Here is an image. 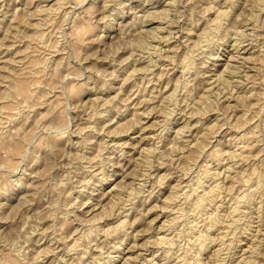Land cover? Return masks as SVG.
<instances>
[{
    "label": "rangeland",
    "instance_id": "374dc122",
    "mask_svg": "<svg viewBox=\"0 0 264 264\" xmlns=\"http://www.w3.org/2000/svg\"><path fill=\"white\" fill-rule=\"evenodd\" d=\"M212 1L203 0L194 8L193 15H190L191 0H0V69L6 67V63L8 65L14 61L13 59L25 58L17 65V68H23L24 64L25 66L28 64V70H31L17 77L27 86L26 95L21 96L17 93V89L15 90V86L11 87L12 84L16 85L14 83L16 79L6 82V86L1 79L9 74L7 70L0 73V84H2L0 85V105L2 106H0L2 108L0 120L3 121L0 124V264H106L110 255L109 252L118 245V241H122L125 237L123 234L114 236L107 232V228L122 219V215L117 211L120 209L119 206H122L121 200V205L117 203L118 207L116 206L115 211L112 208L113 205H116L114 202L118 198L115 190L117 184L119 187L123 186L126 191L122 201L127 202L125 210L127 209L131 213L129 219L132 222L128 226L129 236H127L122 248L126 247L127 250L130 246L131 250H128L130 252H123L113 264H123V259L129 254L135 259L136 256L139 257L130 264H160L162 262V264H173L178 262L177 256L182 254L184 250L190 251L192 249L186 255L188 262L185 261V264H194L196 258H200L201 264H243L252 256L258 261L254 264H259V261L264 264V245L259 248L260 250L258 249V254L251 249L258 244V239L253 235L243 236L242 242L238 239L249 220V213H254L253 215L257 216V211L259 212L261 197L258 194L254 196L255 201L248 203L245 207L242 221L238 222L239 226L236 230L238 234L235 235V239H232L233 236L223 237L221 233L218 235L216 232L210 233L214 241H212V245L206 252L202 253L201 257H199L200 254L194 252L198 248V234H206L208 231L206 230L208 220L202 222V218L206 220L210 214H205L206 211L202 208L203 206L198 207L196 201L197 197L203 194L201 193L203 188L197 191L193 190L194 182L202 167L206 165L202 170L208 167L212 171H224L223 177L226 176L225 174H230V177L241 175V173L251 174L256 168L255 170H260V173L263 172L260 175L258 185L259 188L262 186L264 190V75L256 68L260 64L258 59L262 58V53L259 52L264 50V40H262L264 36H261L264 35V19H262L264 17H261L256 23L258 24V34H261V37L257 36L260 40H257V37L252 36L253 24L251 21L243 22V19L250 17L248 15L251 13L250 4L252 1L242 0L241 4L234 10L237 15L235 14L232 17L233 20L231 18L224 24L226 28L223 27L221 33L219 32L213 37L214 41L211 47L202 49L200 48V38L203 30L208 23H213L217 15L216 9L215 12L214 9L205 11V8L209 7V3ZM215 1H217V5L223 8L227 4V0ZM40 8L47 10L50 8L51 11L46 15H37ZM168 8L169 10H167ZM83 15L88 16L89 19L86 18L88 20L86 23L93 27L91 31H86L84 28L86 23L83 24L82 19H79ZM158 16H164L166 19ZM237 17L239 20L236 19ZM241 18L242 20H240ZM38 19L41 21L45 19L39 29L31 25V23L40 22ZM143 20L144 22H142ZM14 26L15 28L12 30ZM160 26L166 28L159 32L160 37L151 36L149 31H156V28ZM181 26L182 29L179 28ZM229 26H242L243 28L247 26L244 30H247V36L250 35V37L246 36L245 40L243 39V45L247 44V50L241 49L242 51L236 53L240 55L239 58L233 61L230 57L235 49V46L232 47L235 42L233 32L229 33L230 35L225 40L223 39ZM191 27H193V32L188 36L187 31ZM79 28L80 32H78ZM15 32L17 37L14 38ZM135 33L137 36L134 35ZM78 35L80 38L77 37ZM162 36L163 40L160 39ZM75 37L78 38L79 43ZM198 43L200 46L197 45ZM198 47L200 49L195 52V48ZM26 48L28 50L30 48L33 52L24 50ZM156 50L160 53L158 54ZM162 54L163 56H161ZM191 55L195 59L196 68L194 70L196 71L192 69L190 74L184 73L182 61ZM213 55L216 57L215 60L212 58ZM248 56L252 57V61H244V58ZM227 62L228 64H226ZM244 62L246 65H243ZM58 64L61 65H59V71L55 67H58ZM229 64L231 66L235 64L236 71L239 68L238 74L236 73L238 77L235 76V78L242 82L241 88L235 87L234 82H230V85L224 82L225 78H227L226 82L231 79L229 77L231 75L223 71L225 65L227 67ZM54 71H56L55 74ZM159 74L162 77H159ZM123 78H125V82ZM200 81L203 82L202 85H199ZM108 82H111L109 87L104 85ZM253 83H255L254 86ZM259 85L261 86L259 87ZM5 86L6 88H4ZM121 86L122 88H120ZM173 87L176 89L174 90ZM205 87H212L207 96L209 99L205 98L209 104L206 100L201 102L202 99H200L202 98L200 95L205 93ZM73 88L81 89L82 95L77 96L72 91ZM250 89L258 94L255 92L257 95L241 96L247 95ZM3 90H5L4 93H2ZM173 90L179 94L176 93L173 99H166V95L172 93ZM11 97L12 101H6ZM145 98L146 100H143ZM239 101H241L240 105ZM206 104L208 107L211 105L207 114L193 113L196 110L194 105L204 108ZM11 108L14 109L13 112ZM17 109L18 112H16ZM58 109L62 112H59ZM103 110L104 114L100 115L99 112L102 113ZM53 112L59 115L62 113V116ZM188 112H191L190 115ZM9 114L11 117L13 114V120L6 118V115L9 116ZM46 114L52 116L47 117ZM52 117L54 119L65 117L66 119H60L63 120L61 124L60 121L58 122L59 119L55 120L58 123L56 124ZM48 118L49 121H47ZM51 118L52 122L56 124L55 126L52 122V125L50 124ZM35 121L37 125L34 123ZM22 124L25 126L23 127ZM47 124L51 128L46 127ZM186 124H189L188 130L186 129L181 137L178 135V138L177 130ZM191 124H194L195 127H192ZM235 125L239 126H237L238 129ZM64 126L68 128H63ZM84 126L86 127L84 128ZM253 127L256 128V131ZM206 128H209L211 132L213 129V134H210L211 140L209 137V140H204V145L202 142L203 147L201 148L203 149L199 148L201 150H198V153L201 151L202 155L196 152L195 155L192 154V157L189 155L187 160L188 153L183 152L182 145L195 143L202 130ZM250 129H253L256 134H254V139L258 138L259 142L256 143L248 162H243L242 168L236 169L237 172L235 170L232 173L226 170L227 167L224 164L218 165V161L211 159L209 153L217 149L218 144L224 147L234 137H239L247 130L251 131ZM26 131L32 133V135L28 133L30 139L26 138L27 141L26 136H23ZM14 135L18 138L19 143L15 141L17 138ZM21 136L24 139L21 140ZM141 139L142 141H140ZM126 141L127 144H125ZM14 142H17V145L19 144L21 147L20 152L15 149L17 145ZM240 144L242 146L244 143ZM152 147L154 148L152 149ZM146 148L152 149V154H149L151 156L147 158L149 160L144 157ZM259 150L262 151L259 152ZM97 171L99 172L97 173ZM255 173L257 174V171ZM185 181L186 183L187 181L190 182L186 185ZM220 182L226 183L225 187L228 184V180L225 178L224 181L222 178ZM128 193L132 194L131 200L127 198ZM173 193L178 194V197L170 204L168 198L173 196ZM229 196L225 195L227 206L231 204ZM87 200L90 201L87 202ZM134 202L135 204H133ZM225 203L223 199V204L221 203L223 209L224 206L227 207ZM82 204L84 205L82 206ZM262 205L264 207V202ZM112 209L115 213L109 214ZM198 213L203 215H197ZM99 217L98 221L93 220ZM198 218H200L201 223L195 224ZM255 221L252 224L253 234L259 231L263 232L264 226L260 225L257 218ZM92 226L95 230L92 229ZM76 227L79 231L74 229ZM91 230H94L93 236L89 234ZM162 235L166 236V240L169 239L170 243H167L168 240L161 244L156 242ZM218 236L220 239L221 237L224 238L225 245H222V241L219 242ZM75 242H77L76 245ZM217 249H220V252H217L216 259L214 253ZM166 255H170V257H166Z\"/></svg>",
    "mask_w": 264,
    "mask_h": 264
},
{
    "label": "bare ground",
    "instance_id": "6f19581e",
    "mask_svg": "<svg viewBox=\"0 0 264 264\" xmlns=\"http://www.w3.org/2000/svg\"><path fill=\"white\" fill-rule=\"evenodd\" d=\"M176 1V0H175ZM178 1V0H177ZM192 1V3L190 4V10H189V13H190V15H193V12H195L194 11V8H196V6H197V4H200V2H202L203 0H191ZM241 1L242 0H227L226 1V6H225V8H223V7H220L219 5H217V1H215V0H213L211 3H209V7H207V8H205V11L207 12V10H209V9H214V12H215V9H216V13H217V15H216V17H215V19L213 20V23H211V24H207L206 26H205V28H204V30H203V34H202V36H201V47L200 48H202V49H206V48H210L211 47V45H212V43H213V37L215 36V35H217L219 32L221 33V29L223 28V27H225L226 28V26L224 25L227 21H229L236 13H234V10H235V8L237 7V6H239L240 4H241ZM252 2H251V9H250V11H251V13H250V15H248V16H250L249 18H245V19H243V22L244 23H247L248 21H251V23L253 24V32H252V36L255 38V37H261V36H264L263 34L261 35L260 33L258 34V24H256L257 23V20H259L261 17H264V0H251ZM181 2V1H180ZM190 2V1H189ZM225 2V1H224ZM249 2V1H248ZM65 3V2H64ZM124 3V2H123ZM174 3V2H173ZM175 4H176V2H175ZM185 4V3H184ZM183 4V5H184ZM248 4V3H247ZM117 5V4H116ZM142 5V4H141ZM124 6V5H123ZM218 6V7H217ZM245 6V5H244ZM243 6V7H244ZM170 7V6H169ZM241 7V6H240ZM145 8V7H144ZM41 9V8H40ZM38 10V14L37 15H42V14H45L46 15V13L48 14V12H50L51 11V9L49 8L48 10L47 9H41V10ZM92 9V8H91ZM186 9V8H185ZM242 9V8H241ZM52 10H54V9H52ZM167 10H169V8L167 9ZM176 10V9H175ZM121 11V10H120ZM167 12H169V11H167ZM167 12H166V14H167ZM185 12V11H184ZM36 13H37V11H36ZM113 13V12H112ZM118 13V12H117ZM248 13H249V11H248ZM151 14V13H150ZM156 15H157V12L155 13ZM181 14V13H180ZM243 14V13H242ZM50 15V14H49ZM237 15V14H236ZM25 16V15H24ZM81 16V15H80ZM148 16V15H147ZM146 16V17H147ZM153 16V15H152ZM168 16V15H167ZM37 17V16H36ZM47 17H48V15H47ZM88 17V16H87ZM86 16H82V17H80L79 19H82V22H83V24H85L88 20L87 19H89V18H87ZM157 17V16H156ZM158 17H160V18H164V19H166L164 16H158ZM239 18H240V16H238ZM236 18L237 20H239V18ZM247 17V16H246ZM23 18V17H22ZM49 18V17H48ZM87 18V19H86ZM151 18V17H150ZM159 18V19H160ZM75 19H76V17H75ZM77 19H78V17H77ZM152 19H153V17H152ZM156 18L154 17V20H155ZM167 19H169V18H167ZM262 19H264V18H262ZM38 20H40V22L38 21V22H35V23H31V25L32 26H36V28L38 27V29L39 28H41V23H42V21L44 20L45 21V19H42V21H41V19H38ZM161 20V19H160ZM174 20V19H173ZM232 20H233V18H232ZM235 20V19H234ZM240 20H242V18L240 19ZM77 21V20H76ZM163 21V20H162ZM161 21V22H162ZM171 21V20H170ZM236 21V20H235ZM142 22H144V20L142 21ZM242 22V23H243ZM259 22V21H258ZM263 22H264V20H263ZM88 23H90V22H88ZM147 23H148V20H147ZM146 23V24H147ZM109 24V23H108ZM173 24V23H172ZM231 24V23H230ZM260 24V23H259ZM264 24V23H263ZM167 25V24H166ZM193 25V24H192ZM197 25V24H196ZM243 25V24H242ZM247 25V24H246ZM11 26H13V25H11ZM31 26V27H32ZM170 26H171V23H170ZM252 26V25H251ZM263 26V25H262ZM261 26V27H262ZM142 27V26H141ZM173 27V26H172ZM247 27V26H246ZM246 27H244V28H246ZM15 28V26L14 27H12V30ZM82 28V27H81ZM85 28V30L86 31H91L92 29H93V27L91 26V24L89 25V24H87L86 23V26L84 27ZM179 28H183L182 26L181 27H179ZM224 28V29H225ZM230 28H232L231 29V31H230ZM244 28L242 27V26H238V27H233V26H229V28L226 30V32H225V35H224V40L230 35L229 33H231V32H233V35L235 36V42H234V44H233V46L232 47H234L235 49L233 50V53H232V55H230V57H231V60L233 61V60H236V59H238L239 58V54H236V53H238V52H240V51H242L241 49H244L245 48V51L247 50V47H246V45L244 46L243 44V39L244 38H246V36H247V33H246V29L244 30ZM11 29V28H10ZM37 29V30H38ZM83 29V28H82ZM81 29V30H82ZM150 29H151V27H150ZM163 29H166V28H164V27H158V28H156V31H153V32H151V31H149V33H150V35L151 36H155V37H160V35H158L159 34V32H161ZM170 29V28H169ZM187 29V28H186ZM263 29V28H262ZM17 30V29H16ZM15 30V31H16ZM149 30V29H148ZM160 30V31H159ZM172 30V29H171ZM177 30V29H176ZM248 30H249V28H248ZM183 31V30H182ZM224 31V30H223ZM78 32H80V28H79V31ZM140 32V31H139ZM142 32V31H141ZM188 36L189 35H191L192 34V32H193V27H191V28H188ZM71 33H72V37L74 36L73 35V32L71 31ZM173 33V32H172ZM15 34H17L16 32L13 34V36H14V38H15ZM74 34H77V33H75L74 32ZM148 34V33H147ZM170 34V33H169ZM79 35H80V33H79ZM77 36L78 38H80V36ZM134 35H136V33L134 34ZM141 35V34H140ZM261 35V36H260ZM137 36V35H136ZM139 36V35H138ZM142 36V35H141ZM145 36V35H144ZM147 36V35H146ZM169 36V35H168ZM167 36V37H168ZM172 36V35H171ZM183 36V35H182ZM185 36V35H184ZM249 37H250V35H248ZM247 36V37H248ZM17 37V36H16ZM77 37H75V39H76V41H77ZM148 37V36H147ZM231 37V36H230ZM257 37V40L259 39ZM141 38V37H140ZM139 38V39H140ZM145 38V37H144ZM154 38V37H153ZM160 39H162L163 40V36L160 38ZM164 39H165V37H164ZM167 39V38H166ZM169 39H170V36H169ZM222 39V40H223ZM251 39V38H250ZM80 40V39H79ZM172 40V39H171ZM245 40V39H244ZM260 40V39H259ZM262 40H264V37L262 38ZM145 41H146V38H145ZM161 41V40H160ZM170 41V40H169ZM233 41V40H232ZM246 41H248V40H246ZM251 41V40H250ZM255 41H256V39H255ZM78 42V41H77ZM142 42H143V40H142ZM167 42V41H166ZM227 42V41H226ZM253 42V41H252ZM76 43V42H75ZM79 43V42H78ZM163 43V42H162ZM246 43V42H245ZM256 43V42H255ZM15 44V43H14ZM146 44H147V42H146ZM187 44V43H186ZM250 44H252V43H250ZM198 46H200L199 45V43L197 44ZM196 45V46H197ZM231 45H232V43H231ZM143 46H144V44H143ZM151 46H152V44H151ZM170 46V45H169ZM249 46V45H248ZM142 47V46H141ZM140 47V48H141ZM145 47H146V45H145ZM157 47V46H156ZM255 47V46H254ZM14 48V47H13ZM170 48V47H169ZM168 48V49H169ZM174 48V47H173ZM199 47L196 49L195 48V52H196V50H199L200 49ZM139 49V48H138ZM158 49V48H157ZM167 49V48H166ZM171 49V48H170ZM169 49V50H170ZM249 49V48H248ZM24 50H27V51H29L30 50V48H29V50L26 48V49H24ZM23 50V51H24ZM141 50V49H140ZM163 51H165L164 49H162ZM172 50V49H171ZM177 50V49H176ZM208 50V49H207ZM21 52H22V50H20ZM30 51H32V50H30ZM200 51H202V50H200ZM25 52V51H24ZM33 52V51H32ZM154 52V51H153ZM156 52H157V50H156ZM249 52V51H248ZM155 53V52H154ZM158 53V52H157ZM159 53H160V51H159ZM158 53V54H159ZM170 53V52H169ZM202 53V52H201ZM259 53H262L261 55V57L262 58H260V57H258V55H257V57L258 58H260V59H258V60H260V64H258L259 66L258 67H256L255 65V67L256 68H258L260 71H261V73H263V75H264V50H261ZM22 54V53H21ZM173 54V53H172ZM27 55V54H26ZM133 55V54H132ZM138 55V54H137ZM251 55V54H250ZM249 55V56H250ZM130 55H128V57H129ZM161 56H163V54L161 55ZM245 57L244 58V61L246 60V61H252V57ZM260 56V55H259ZM26 57V56H25ZM28 57V56H27ZM26 57V58H27ZM167 57H168V55H167ZM230 57H229V59H230ZM244 57V56H243ZM256 57V58H257ZM130 58V57H129ZM194 58V56H189V57H187L184 61H182V64H183V68H184V73H189L190 74V72L191 71H193L196 67H195V63H194V60L195 59H193ZM214 60L216 59V57L213 55V57H212ZM218 58V57H217ZM228 58V57H227ZM25 58H19V59H13L14 61H11L8 65H10V66H8L7 65V63H6V67H2L1 69H0V73H1V71H6L7 70V73L10 75H5V77L3 78V79H1L3 82H5V84H6V82H11L12 80H15V84L16 85H11V87L12 86H15L14 88H15V90L17 89V93L21 96V95H26V93H27V86H26V84H24V82L23 81H21L20 79H18L17 77L18 76H20L21 74H24V73H27L28 71H31V70H28V64H27V66H25V64H24V66H23V68H17V65H19L23 60H24ZM64 59V58H63ZM127 59V58H126ZM164 59V58H163ZM254 59V58H253ZM166 60V59H165ZM257 60V59H256ZM230 61V60H229ZM26 62V61H25ZM123 62V61H122ZM137 62V61H136ZM172 62V61H171ZM237 62V61H236ZM235 62V63H236ZM255 62V61H254ZM27 63V62H26ZM29 63H30V61H29ZM60 63V62H59ZM139 63V62H138ZM242 63V62H241ZM247 63V62H246ZM256 63V62H255ZM203 64V63H202ZM205 64V63H204ZM226 64H228V62L226 63ZM237 64V63H236ZM60 64H58V67L57 66H55L56 68H57V71H59V68H60V66H59ZM198 65V64H197ZM243 65H246L245 64V62H244V64ZM235 66V64L233 65V66H231L230 64H229V66H227L226 67V65H225V68L223 69V71L224 72H226L228 75H231V76H229L231 79H228L229 80V82H228V80H227V82L225 81L227 78H225V80H224V82L225 83H229V85H230V82H234L235 83V87H238V88H241L242 87V82L241 81H238V80H236V78H235V76H237V74H238V69L239 68H237V71H236V67H234ZM237 66H238V64H237ZM240 66V65H239ZM254 66H252V67H254ZM17 69H16V68ZM21 67V66H20ZM30 67V66H29ZM44 67V66H43ZM163 67V66H162ZM199 67V66H198ZM241 67V66H240ZM55 68V69H56ZM63 68V67H62ZM165 68V67H164ZM203 68V67H202ZM46 69V68H45ZM117 69V68H116ZM122 69V68H121ZM146 69V68H145ZM193 69V70H192ZM247 69H248V67H247ZM251 69V68H250ZM254 69V68H253ZM253 69H252V71H253ZM141 70H143V69H141ZM207 70V69H206ZM206 70H204L205 72H206ZM44 71V70H43ZM115 71V70H114ZM138 71H140L139 69H138ZM164 71V70H163ZM183 71V70H182ZM181 71V72H182ZM194 71H196V70H194ZM250 71V70H249ZM255 71V70H254ZM153 72V71H152ZM199 72V71H198ZM198 72H195V73H198ZM222 72V71H221ZM258 72V71H257ZM36 73V72H35ZM56 73V71H54V74ZM60 73V72H59ZM135 73V72H134ZM154 73V72H153ZM164 73V72H163ZM173 73V72H172ZM237 73V74H236ZM245 73V72H244ZM61 74V73H60ZM77 74V73H76ZM114 74V73H113ZM112 74V75H113ZM132 74V73H131ZM162 74V73H161ZM161 74H159L160 76L159 77H162V75ZM205 74V73H204ZM207 74V73H206ZM255 74V73H254ZM33 75H34V72H33ZM36 75V74H35ZM57 75V74H56ZM153 75V74H152ZM183 75V74H182ZM195 75V74H194ZM201 75V74H200ZM1 76H2V74H1ZM22 76V75H21ZM24 76V75H23ZM131 76V75H130ZM164 76V75H163ZM197 76V75H196ZM203 76V75H202ZM260 76V75H259ZM127 77V76H126ZM125 77V78H126ZM129 77V76H128ZM127 77V78H128ZM156 77H158V76H156ZM159 77H158V79H159ZM191 77V76H190ZM194 77V76H193ZM220 77H222V75L220 74ZM225 77H226V75H225ZM238 77V76H237ZM247 77H249V76H247ZM1 78V77H0ZM125 78H123L124 79V82H125ZM131 78V77H130ZM142 78V77H141ZM149 78V77H148ZM153 78V77H152ZM218 78V77H217ZM240 78V77H239ZM255 78V77H254ZM256 78H257V76H256ZM157 79V80H158ZM169 79V78H168ZM194 79V78H193ZM221 79V78H220ZM238 79V78H237ZM136 80V79H135ZM161 80H162V78H161ZM182 80V79H181ZM185 80V79H184ZM205 80V79H204ZM252 80V79H251ZM61 81H62V79H61ZM141 81V80H140ZM150 81V80H149ZM220 81V80H219ZM244 81V80H243ZM249 81H250V78H249ZM223 82V81H222ZM254 82L256 83V80L254 79ZM262 82V81H261ZM1 83V82H0ZM61 83V82H60ZM59 83V84H60ZM178 83H180V82H178ZM190 83V82H189ZM202 81H200V84L199 85H202ZM252 83V82H251ZM255 83H253V86H254V84ZM110 84H111V82H108V83H106V84H104L105 86L107 85V87H109L110 86ZM124 84V83H123ZM0 85H2V84H0ZM29 85V84H28ZM138 85V84H137ZM142 85V84H141ZM175 85V84H174ZM188 85V84H187ZM214 85V84H213ZM229 85H228V87H229ZM6 86H7V84H6ZM6 86L4 87V88H6ZM76 86H78V85H76ZM123 86V85H122ZM122 86L120 87V88H122ZM169 86V85H168ZM179 86V85H178ZM197 86V85H196ZM248 86V85H247ZM252 86V87H253ZM261 85H259V87H260ZM58 87H60L59 85H58ZM58 87H56V88H58ZM7 88H9V87H7ZM70 88V87H69ZM80 88H82V87H80ZM204 88V87H203ZM211 88L212 87H210V88H206L205 87V93H203V94H201L200 96L202 97V98H200V99H202V101L201 102H205V100L206 99H209L207 96H208V94L211 92L210 90H211ZM233 88V87H232ZM55 89V88H54ZM84 89V88H83ZM133 89V88H132ZM166 89V88H165ZM173 89H174V87H173ZM176 89V88H175ZM174 89V90H175ZM186 89V88H185ZM218 89V88H217ZM255 89V88H254ZM138 90V89H137ZM145 90V89H144ZM156 90V89H155ZM174 90H173V92L172 93H169L168 95H166V99H173L174 97L173 96H175L176 95V93L174 92ZM234 90V89H233ZM241 90V89H240ZM256 90V89H255ZM4 91L5 90H3L2 91V93H4ZM8 91V90H7ZM73 92H75V94L77 95V96H81L82 95V90L81 89H78V88H73V90H72ZM120 91V90H119ZM131 91V90H130ZM143 91V90H142ZM151 91V90H150ZM226 91V90H225ZM231 92H233L232 90H230ZM258 91V90H257ZM72 92V93H73ZM124 92V91H123ZM122 92V93H123ZM227 92V91H226ZM230 92V93H231ZM256 92V91H255ZM254 91H253V89H250L249 91H248V93H247V95H241V96H253V95H257L256 93H255ZM259 93H260V91H258ZM16 93V94H17ZM29 93V92H28ZM139 93V92H138ZM153 93V92H152ZM230 93H229V95H230ZM12 94H15V93H13L12 92ZM12 94H10V96H12ZM135 94V93H134ZM177 94H179V93H177ZM219 94V93H218ZM232 94V93H231ZM238 94V93H237ZM249 94V95H248ZM129 95V94H128ZM154 96H155V94H153ZM228 95V96H229ZM0 96H1V93H0ZM14 96V95H13ZM56 96V95H55ZM153 96V97H154ZM158 96V95H157ZM199 96V97H200ZM210 96V95H209ZM219 96V95H218ZM225 96V95H224ZM227 96V97H228ZM234 96V95H233ZM5 97H6V95H5ZM60 97V96H59ZM117 97V96H116ZM163 97V98H164ZM257 97V96H256ZM109 98V97H108ZM114 98H115V96H114ZM143 98V97H142ZM206 98V99H205ZM234 98V97H233ZM240 98V97H239ZM249 98V97H248ZM59 99V98H58ZM99 99V98H98ZM102 99V98H101ZM110 99V98H109ZM123 99V98H122ZM150 99V98H149ZM195 99V98H194ZM199 99V98H198ZM199 99V100H200ZM213 99H215V98H213ZM9 101V100H11L12 101V97L10 98V99H6V101ZM14 101H16L15 99H13ZM95 100V99H94ZM117 100V99H116ZM119 100V99H118ZM131 100V99H130ZM143 100H146V98L145 99H143ZM162 100V99H161ZM236 100V99H235ZM241 100L243 101V99L241 98ZM10 101V102H11ZM96 101H97V98H96ZM123 101V100H122ZM153 101V100H152ZM163 101H165L164 99H163ZM216 101V100H215ZM106 102H108V101H106ZM126 102V101H125ZM129 102V101H128ZM149 102V101H148ZM176 102V101H175ZM174 102V103H175ZM194 102H195V100H194ZM206 102L208 103V100H206ZM240 102L241 101H239L238 103H239V105H240ZM7 103V102H6ZM60 103V102H59ZM135 103V102H134ZM143 103V102H142ZM146 103V102H145ZM162 103V102H161ZM218 103V102H217ZM216 103V104H217ZM263 103V102H262ZM53 104V103H52ZM52 104H51V107H52ZM57 104H58V102H57ZM128 104H130V103H128ZM167 104V103H166ZM165 104V105H166ZM171 104V103H170ZM199 104V103H198ZM203 104V103H202ZM205 104V103H204ZM209 104V103H208ZM208 104H206V106L204 107V108H202V107H195V105H194V108H196V110L193 112V113H206L207 114V110H209V108H210V106L208 107L207 105ZM211 104H213L212 102H211ZM61 105V104H60ZM105 105V104H104ZM139 105V104H138ZM213 105H215V104H213ZM232 105V104H231ZM230 105V106H231ZM236 105H237V103H236ZM251 105V104H250ZM1 106V105H0ZM11 106V105H10ZM55 106V105H54ZM83 106H84V104H83ZM117 106V105H116ZM137 106V105H136ZM152 106V105H151ZM154 106V105H153ZM163 106V105H162ZM225 106H228V105H225ZM254 106H255V104H254ZM2 107V106H1ZM0 107V111L2 110V108ZM101 107V106H100ZM147 107V106H146ZM156 107V106H155ZM158 107H159V105H158ZM180 107V106H179ZM190 107V106H189ZM218 107V106H217ZM237 107V106H236ZM55 108V107H54ZM83 108V107H82ZM152 107H150V109H151ZM162 108V107H161ZM187 108H188V106H187ZM205 108H208V109H205ZM240 108V107H239ZM62 109V108H61ZM109 109V108H108ZM120 109V108H119ZM148 109H149V106H148ZM163 109V108H162ZM165 109V108H164ZM211 109V108H210ZM11 110H12V112L14 111V109H12L11 108ZM63 110V109H62ZM85 110H86V108H85ZM95 110V109H94ZM104 110H106V109H104ZM104 110H103V112L102 113H100L99 112V114L101 115V114H104ZM152 110V109H151ZM166 110V109H165ZM178 110H180V109H178ZM194 110V109H193ZM7 111V110H6ZM58 111H59V109H58ZM57 111V113H59V112H62V111H59L58 112ZM111 111V110H110ZM147 111V110H146ZM163 111V110H162ZM249 111V110H248ZM5 112V111H4ZM16 112H18V109H17V111ZM136 112V111H135ZM151 112V111H150ZM164 112V111H163ZM169 112H171V111H169ZM182 112H184V111H182ZM227 112V111H226ZM235 112V111H234ZM54 113V112H53ZM56 113V112H55ZM54 113V114H55ZM56 113V115H58V116H60L59 114H57ZM98 113V112H97ZM105 113H106V111H105ZM119 113H120V111H119ZM191 113V112H190ZM190 113L188 112V114L190 115ZM225 113V112H224ZM233 113V112H232ZM245 113V112H244ZM17 114V113H16ZM64 114V116H65V113H63ZM122 114V113H121ZM135 114V113H134ZM133 114V115H134ZM163 114V113H162ZM165 114V113H164ZM168 115H169V113H167ZM171 114H172V112H171ZM174 114V113H173ZM180 114V113H179ZM1 115V114H0ZM47 115V114H46ZM138 115V114H137ZM147 115V114H146ZM184 115H185V113H184ZM245 115V114H244ZM2 116V115H1ZM7 117V119H12L13 120V114H12V117H11V115L9 114V116L8 115H6ZM17 116H18V114H17ZM16 116V117H17ZM44 116H45V114H44ZM48 116H52V115H47V117ZM62 116V115H61ZM89 116V115H88ZM97 116H99V115H97ZM192 116H195V115H192ZM201 116V115H200ZM55 117V116H54ZM66 117V116H65ZM65 117H62V118H65ZM96 117V116H95ZM102 117V116H101ZM100 117V118H101ZM103 117H104V115H103ZM168 117V116H167ZM207 117V116H206ZM237 117V116H236ZM1 118V117H0ZM53 118V117H52ZM52 118H51V121H50V124L52 125V123L55 121V120H58L59 119V117L57 118V119H54L53 120V122H52ZM56 118V117H55ZM62 118H60V119H62ZM89 118V117H88ZM98 118V117H97ZM190 118V117H189ZM241 118V117H240ZM2 119H3V117H2ZM4 119H5V117H4ZM6 119V120H7ZM15 119V118H14ZM58 120V122L61 124L62 122L61 121H63V120ZM66 119V118H65ZM93 119V118H92ZM94 119H96V118H94ZM165 119H166V116H165ZM173 119V118H172ZM182 119V118H181ZM235 119V118H234ZM239 119V118H238ZM26 120V119H25ZM89 120V119H88ZM136 121L138 120L137 118L135 119ZM160 120V119H159ZM169 120V119H168ZM214 120V119H213ZM223 120V119H222ZM236 120V119H235ZM260 120V119H259ZM2 120H0V124L3 122H1ZM37 121V120H36ZM34 122L36 125H37V122ZM47 121H49V118H48V120ZM65 121V120H64ZM135 121V122H136ZM158 121V120H157ZM198 121V120H197ZM237 121V120H236ZM235 121V122H236ZM5 122V121H4ZM52 122V123H51ZM159 122V121H158ZM234 122V123H235ZM239 122H240V120H239ZM258 122V121H257ZM55 123L56 124H58L57 123V121H55ZM140 123V122H139ZM186 123V122H185ZM242 123V122H241ZM248 123V122H247ZM56 124H54L53 123V126H55ZM68 124V123H67ZM167 124H168V121H167ZM214 124H216V123H214ZM231 124V123H230ZM235 124H237V123H235ZM243 124V123H242ZM48 126H46V127H48V128H51V127H49V124H47ZM50 125V126H51ZM137 125V124H136ZM192 125V124H191ZM234 125V124H233ZM239 125V124H238ZM235 125L236 126V128L238 129V127L239 126H241V125ZM258 125V124H257ZM256 125V126H257ZM22 126H23V124H22ZM25 126V125H24ZM23 126V127H24ZM87 126V125H86ZM86 126H84V128L86 127ZM169 126V125H168ZM171 126V125H170ZM194 126V124L192 125V127ZM209 126V125H208ZM210 126H212V125H210ZM216 126H218V125H216ZM225 126V125H224ZM238 126V127H237ZM243 126V125H242ZM23 127H21V128H23ZM65 127H67V126H64L63 128H65ZM188 127H189V124H186V125H184L183 127L181 126V128H179L178 130H177V137H178V135L181 137L182 136V134H184V132H185V130L187 129L188 130ZM191 127V126H190ZM195 127V126H194ZM222 127V126H221ZM234 127V126H233ZM68 128V127H67ZM129 128H132V127H129ZM205 128V127H204ZM214 128V127H213ZM216 128V127H215ZM254 128V127H253ZM20 129V128H19ZM83 129V128H82ZM81 129V130H82ZM97 129V128H96ZM162 129V128H161ZM236 129V130H237ZM21 130V129H20ZM27 130V129H26ZM31 130H32V128H31ZM30 130V131H31ZM50 130H52V129H50ZM84 130H86V129H84ZM101 130H103L102 128H101ZM113 130V129H112ZM129 130V129H128ZM144 130V129H143ZM191 130V129H190ZM217 130V129H216ZM221 130V129H220ZM251 131H248L247 130V132H245L244 134H242L241 136H239V137H234L233 138V136H232V140H230V142L225 146L224 145V147L223 146H221L220 144H218L217 146H218V148L217 149H214V150H212V151H210L211 153H209V155L212 157H210L213 161H218L219 163H218V165H220V164H224L226 167H227V169L226 170H228V171H231L232 173H233V171H235L236 169H238V168H242V166H243V162H245V161H247L248 162V160L250 159V157H251V155H252V153H253V149H255V147H256V143L257 142H259L257 139L258 138H255L254 139V137H255V132L254 131H256V128H254V131H253V129H250ZM18 131V130H17ZM30 131L29 132H27L26 131V133H27V135H26V133L23 135L24 137H25V139L26 138H28V139H30L29 137H30V135L28 134V133H30ZM122 131V130H121ZM124 131V130H123ZM49 132V131H48ZM187 132V131H186ZM191 132V131H190ZM212 132H213V129H212ZM211 132V130H209V128H206L205 130H202V132H201V135H200V137L198 136V140L195 142V143H193V144H185V145H182L183 147L181 148L182 150H183V152H187L188 154H187V156L188 157H186L187 158V160L189 159V155H191V157H192V154L193 155H195L194 153H198V150H201V149H203V148H201V147H203V145H204V140L206 139H208L209 137H210V134L212 135L213 133ZM260 132H261V130H260ZM21 133V132H20ZM19 133V134H20ZM23 133H24V131H23ZM84 133V132H83ZM117 133H118V131H117ZM234 133V132H233ZM257 133V132H256ZM31 135H32V133H30ZM119 134V133H118ZM224 134H225V132H224ZM255 134V135H254ZM16 135V134H15ZM14 135V136H15ZM154 135V134H153ZM175 135V134H174ZM195 135V134H194ZM261 135H262V133H261ZM13 136V137H14ZM28 136V137H27ZM89 136V135H88ZM87 136V137H88ZM102 136H104V135H102ZM116 136V135H115ZM10 137V136H9ZM12 137V138H13ZM16 137V136H15ZM19 137H20V135H19ZM155 137V136H154ZM175 137V136H174ZM17 138V137H16ZM15 138V139H16ZM22 136H21V140H22ZM168 138V137H167ZM179 138V137H178ZM10 139V138H9ZM24 139V138H23ZM142 139H145V137L143 138L142 137ZM142 139L140 140V141H142ZM250 139H253V140H250ZM12 140V139H11ZM81 140V139H80ZM79 140V141H80ZM153 140V139H152ZM151 140V141H152ZM160 140V139H159ZM158 140V141H159ZM175 140V139H174ZM209 140V139H208ZM210 140H211V137H210ZM260 140V139H259ZM15 141H17L18 142V138H17V140H15ZM26 141H27V139H26ZM87 141V140H86ZM88 141H90V140H88ZM87 141V142H88ZM162 141V140H161ZM165 141V140H164ZM168 141V140H167ZM178 141V140H177ZM17 142H14L16 145H17ZM21 143H22V141H20ZM24 142V141H23ZM83 142H84V140H83ZM91 142V141H90ZM92 142H93V139H92ZM102 142V141H101ZM139 142V141H138ZM170 142V141H169ZM202 142H203V145H201L202 144ZM206 142V141H205ZM209 142V141H208ZM19 143V142H18ZM79 143V142H78ZM114 143H116V142H114ZM124 143V142H123ZM128 142L126 141V143L125 144H127ZM137 143V142H136ZM171 143V142H170ZM240 143H244L242 146H241V144ZM23 144V143H22ZM103 144V143H102ZM131 144V143H130ZM139 144V143H138ZM184 144V143H183ZM206 144H208V143H206ZM80 145V144H79ZM94 145V144H93ZM104 145H106V144H104ZM14 146V145H13ZM98 146V145H97ZM109 146V145H108ZM133 146V145H132ZM134 146H135V144H134ZM133 146V147H134ZM174 146V145H173ZM172 146V147H173ZM216 146V147H217ZM236 146V148L234 149V147ZM80 147V146H79ZM87 147V146H86ZM101 147V146H100ZM175 147V146H174ZM84 148V147H83ZM106 148V147H105ZM120 148V147H119ZM141 148V147H140ZM143 148V147H142ZM145 148V147H144ZM154 147H152V149H153ZM199 148H201V149H199ZM204 148H205V146H204ZM261 148V147H260ZM15 149H17V151L18 152H20V150H21V147L19 146V144L15 147ZM108 149V148H107ZM137 149V148H136ZM152 149H147L146 148V152H145V155H144V157L147 159L148 157H150L151 155H149V154H152L151 153V151H152ZM111 150V149H110ZM142 150H145V149H142ZM141 150V151H142ZM176 150V149H175ZM240 150V151H239ZM262 151V150H261ZM260 150H259V152H261ZM22 152V151H21ZM121 152V151H120ZM201 152V151H200ZM199 152V153H200ZM203 152V151H202ZM255 152V151H254ZM69 153H71V152H69ZM99 153H101V152H99ZM198 153V154H199ZM20 154V153H19ZM102 154V153H101ZM140 154H141V152H140ZM144 154V153H143ZM154 154V153H153ZM158 154V153H157ZM201 154V153H200ZM258 154V153H257ZM112 155H114V154H112ZM124 155V154H123ZM160 155V154H159ZM179 155V154H178ZM202 155V154H201ZM81 156H82V153H81ZM96 156V155H95ZM94 156V157H95ZM143 156V155H142ZM158 156V155H157ZM257 156V155H256ZM87 157V156H86ZM98 157V156H97ZM141 157V156H140ZM178 157H180V156H178ZM91 158V157H90ZM96 158V157H95ZM99 158V157H98ZM162 158H163V156H162ZM252 158H253V156H252ZM260 158V157H259ZM38 159H39V157H38ZM80 159V158H79ZM82 159V158H81ZM135 159V158H134ZM143 159V158H142ZM151 159V158H150ZM161 159V158H160ZM86 160H87V158H86ZM111 160V159H110ZM114 160V159H113ZM133 160V159H132ZM147 160H149V159H147ZM146 160V161H147ZM177 160V159H176ZM185 160V159H184ZM38 161V160H37ZM91 161H92V159H91ZM145 161V160H144ZM205 161V160H204ZM261 161V160H260ZM105 162V161H104ZM129 162H131V161H129ZM148 162V161H147ZM102 163V162H101ZM136 163V162H135ZM163 163V162H162ZM197 163V162H196ZM261 163H262V161H261ZM84 165V164H83ZM196 165V164H195ZM206 166V165H205ZM204 166V167H205ZM257 166V165H256ZM261 166H262V164H261ZM264 166V165H263ZM158 167V166H157ZM204 167H202V168H204ZM218 167V166H217ZM254 167V166H253ZM122 168V167H121ZM126 168V167H125ZM133 168V167H132ZM193 168V167H192ZM202 168H201V170L199 171V174H198V176H197V179L195 180V182H194V188H193V190L194 191H197L198 189H200V188H203V192L201 191V193H203L202 195H199L198 197H197V199H196V201H197V204L199 205L198 207H202L203 209H205V211H206V213L205 214H208V213H210L209 215H208V217L209 218H207L206 220L204 219L203 220V218H202V222H205V221H207V226H206V230H208L207 231V233L206 234H203V233H201V234H198V237L195 235V237H197V242H198V248H196V251H194V252H197V254H200V256L199 257H201V255H202V253L203 252H206V250L210 247V245H212L211 243H212V241H213V239L211 238V236H210V233H217V235H218V233H221L222 235H223V237H225V236H233V238L232 239H235L234 237H235V235L236 234H238V233H236L237 231V229H238V222H240V221H242L241 220V218H242V214L244 213V209H245V207L247 206V204L249 203H253L254 201H255V195L257 196V194L259 195V197H261V201H260V205H261V207H260V209H259V212L257 211V216L256 215H253V214H250L249 213V220L247 221V223L245 224V226H244V228L242 229V231H241V233H240V235H239V240H241V242H242V240L244 239L243 238V236H245V237H249L250 235H253L256 239H258V244H256V245H254L255 246V248H251V249H253V252H256L257 254H258V252H259V248H261L263 245H264V231L262 232V231H259V232H257V233H255V234H253L254 232H253V225L252 224H254V222H256L255 220H256V218L259 220L258 222H260V225L261 226H264V207H263V202H264V200H263V196H264V190L262 189V186H261V188H259V179H260V175H261V173H263V172H261L260 173V170H255V169H253V173H251V174H245L244 172L245 171H242L244 174H242L241 173V175L239 174L238 176H231L230 177V174L229 175H227V174H225L226 176L225 177H223L222 176V174H223V172H220V171H218V170H216V171H212V169H210V168H208V167H206L205 169H203L202 170ZM123 169V168H122ZM191 169V168H190ZM245 169V168H244ZM247 169V168H246ZM261 169V168H260ZM264 170V169H263ZM88 171V170H87ZM91 171V170H90ZM103 171V170H102ZM257 171V174L255 173V172ZM99 171H97V173H98ZM236 172H237V170H236ZM249 172V171H248ZM250 172H252V171H250ZM225 173V172H224ZM95 174V173H94ZM197 174V173H196ZM254 174H255V176H254ZM150 175V174H149ZM65 176V175H64ZM148 176V175H147ZM99 177V176H98ZM101 177V176H100ZM134 177V176H133ZM135 177H136V175H135ZM140 177V176H139ZM138 177V178H139ZM90 178V177H89ZM103 178V177H102ZM195 178V177H194ZM223 178V181H224V178H225V180L227 179L228 180V184L226 185V187H225V184L226 183H224V182H220V180ZM257 178V179H256ZM140 179V178H139ZM138 179V180H139ZM96 180V179H95ZM97 180H98V178H97ZM124 180V179H123ZM142 180V179H141ZM161 180V179H160ZM187 180V179H186ZM189 180V179H188ZM79 181V180H78ZM94 181V180H93ZM102 181V180H101ZM120 181V180H119ZM122 181V180H121ZM192 181V180H191ZM19 182V181H18ZM106 182V181H105ZM124 182V181H123ZM122 182V183H123ZM188 182H190V181H187V183ZM226 182V181H225ZM94 183V182H93ZM132 183V182H131ZM134 183V182H133ZM184 183H186V181L184 182ZM187 183H186V185H187ZM193 183V182H192ZM145 184V183H144ZM179 184V183H178ZM189 184V183H188ZM191 184V183H190ZM224 186H223V185ZM116 185V184H115ZM121 185V184H120ZM126 185V184H125ZM175 185V184H174ZM180 185V184H179ZM260 185H262L261 183H260ZM137 186V185H136ZM178 186V185H177ZM192 186V185H191ZM113 187V186H112ZM176 187V186H175ZM188 187H190V186H188ZM146 188V187H145ZM153 188V187H152ZM264 188V187H263ZM111 189V188H110ZM132 189V188H131ZM151 189V188H150ZM188 189V188H187ZM223 189H225V190H223ZM115 190H116V194H117V196L116 197H118L117 198V201H115L114 202V204H116V205H113V209H114V211H115V208H116V206L118 207V205H117V203H119L120 205H121V203H120V200H121V202H122V206H119L120 207V209L119 210H117L118 211V213L120 214V215H122V219L121 220H119V222L118 223H116L115 225H112V226H110L109 228H107V232H108V234L110 233H112V235H114V236H118V235H120V234H123V235H125V237H124V241L122 240V241H118L117 242V246H115L114 248H113V250L111 251V252H109V257H108V261L106 262V264H113V263H115L119 258H120V256H121V254L123 253V252H130V251H128V250H131V248H130V246L127 248V250L125 249V248H122V245L124 244V242H125V240H126V238H127V236H129L128 235V226L130 225V224H132V222H130V219H129V217H130V214L131 213H129L128 212V210L126 209L125 210V205H127V202L126 203H124V201H122V198H123V195H124V193H126V191L123 189V186H121V187H119V184H117V186L115 187ZM128 190V189H127ZM109 191H111V190H109ZM109 191H107V192H109ZM185 191V190H184ZM259 192V193H258ZM151 193V192H150ZM198 193V192H197ZM115 194V193H114ZM134 194V193H133ZM139 194V193H138ZM174 194V193H173ZM193 194V193H192ZM83 195V194H82ZM101 195V194H100ZM99 195V196H100ZM103 195H104V193H103ZM131 193H128V197L127 198H129V200H131L132 198H131ZM225 195H230L229 197V200L231 201V204H229L228 206L226 205V203H225ZM114 196V195H113ZM188 196V195H187ZM196 196V195H195ZM108 197H109V195H108ZM133 197V196H132ZM173 197V198H172ZM177 197H178V194H174L173 196H171V197H169L168 198V201L170 202V204L172 203L171 201H173V200H175V199H177ZM191 197H192V195H191ZM97 198V197H96ZM113 199H114V197H113ZM112 199V200H113ZM126 199V198H125ZM133 199H134V197H133ZM193 199V198H192ZM223 199H224V203H225V205L227 206V207H225L224 206V209L221 207V203L223 204ZM227 199V198H226ZM78 200V199H77ZM127 200V199H126ZM191 200V199H190ZM194 200V199H193ZM88 201H90V200H87V202ZM100 201V200H99ZM189 201V200H188ZM174 202V201H173ZM195 202V201H194ZM92 203V202H91ZM112 203V202H111ZM190 203H192V202H190ZM86 204V203H85ZM133 204H135V202L133 203ZM143 204V203H142ZM194 204H196V202L194 203ZM193 204V205H194ZM84 204H82V206H83ZM98 206V205H97ZM103 206H104V204H103ZM94 207V206H93ZM106 207V206H105ZM128 207V206H127ZM197 207V208H198ZM207 207V208H206ZM258 207V206H257ZM258 207V208H259ZM133 207L131 206V209H132ZM172 208V207H171ZM197 208H196V210H197ZM95 209V208H94ZM102 209V208H101ZM113 209L111 210L112 212L110 213L109 212V214H112V213H115V212H113ZM117 209V208H116ZM200 209V208H199ZM202 209V210H203ZM247 209V208H246ZM130 210V209H129ZM208 210H210V211H208ZM102 211V210H101ZM172 211V210H171ZM247 211V210H246ZM255 211V212H256ZM173 212V211H172ZM249 212V211H248ZM201 213H203V212H201ZM203 213V214H204ZM203 214H197V215H203ZM245 214H246V212H245ZM248 214V213H247ZM114 215H116V214H114ZM196 215V214H195ZM104 216V215H103ZM103 216H101V217H103ZM206 216V215H205ZM254 216H256V217H254ZM78 217V216H77ZM117 217H118V215H117ZM115 218V217H114ZM139 218V217H138ZM138 218H136V220H138ZM92 219V218H91ZM99 220L100 219V217L99 218H95V219H93V220ZM140 219V218H139ZM245 219H246V216H245ZM248 219V218H247ZM97 220V221H98ZM141 220V219H140ZM86 220H84V222H85ZM193 221V220H192ZM137 222V221H136ZM257 222V223H258ZM86 223V222H85ZM84 223V224H85ZM104 223H105V221H104ZM135 223V222H134ZM197 223H201V220H200V218H198L197 219V222L195 223V224H197ZM164 224V223H163ZM169 224V223H168ZM240 224V223H239ZM244 224V223H243ZM194 225V224H193ZM205 225V224H204ZM258 225V224H257ZM109 226V225H108ZM167 226V225H166ZM241 226H242V224H241ZM90 227V226H89ZM88 227V228H89ZM169 227V226H168ZM198 227V226H197ZM260 227V226H259ZM164 228V227H163ZM240 228V227H239ZM74 229H76V230H78L77 229V227L76 228H74ZM83 229V228H82ZM92 229H94L93 228V226H92ZM193 229V228H192ZM260 230H262L261 228H259ZM95 230V229H94ZM94 230L92 231L91 230V233L89 232V234H92V232H94ZM130 230V229H129ZM162 230V229H161ZM257 230V229H256ZM264 230V229H263ZM79 231V230H78ZM103 231V230H102ZM105 231V230H104ZM200 231V230H199ZM82 233H83V231H81ZM87 232V231H86ZM97 232V231H96ZM107 232H104V233H106L107 234ZM201 232V231H200ZM199 232V233H200ZM202 232H203V230H202ZM73 233V232H72ZM102 233V232H101ZM198 233V232H197ZM246 233H248V234H246ZM87 234V233H86ZM95 234V233H94ZM233 234V235H232ZM246 234V235H245ZM78 235V234H77ZM83 235V234H82ZM193 235V236H194ZM216 235V234H215ZM221 235V236H222ZM66 236V235H65ZM71 236V235H70ZM92 236H93V234H92ZM100 236V235H99ZM135 236V235H134ZM241 236H242V238H241ZM73 237V236H72ZM191 237V236H190ZM214 237H216V236H214ZM223 237H221V239H220V237L218 236V239H219V242L220 241H222V245H225L226 243H225V241H224V238ZM70 238V237H69ZM74 238V237H73ZM85 238V237H84ZM87 238V237H86ZM251 238V237H250ZM81 239V238H80ZM88 239V238H87ZM97 239V238H96ZM135 239H136V237H135ZM193 239H195V238H193ZM212 239V240H211ZM246 239V238H245ZM252 239V238H251ZM254 239V238H253ZM73 240V239H72ZM84 240V239H83ZM114 240V239H113ZM117 240V239H116ZM121 240V239H120ZM154 240V239H153ZM157 240V239H156ZM155 240V241H156ZM168 240V242L167 243H170V240L169 239H167ZM166 236H159V239L156 241V242H160V244L161 243H165L166 241ZM190 240V239H189ZM215 240H216V238H215ZM255 240V239H254ZM60 241V240H59ZM77 241V240H76ZM154 241V242H155ZM191 241V240H190ZM217 241V240H216ZM251 241V240H250ZM253 241V240H252ZM214 242V241H213ZM237 242V241H236ZM256 242H257V240H256ZM65 243V242H64ZM74 243V242H73ZM76 243L77 242H75V245H76ZM194 243V242H193ZM221 243V242H220ZM232 243V242H231ZM230 243V245H233V244H231ZM234 243V242H233ZM249 243V242H248ZM62 244V243H61ZM80 244H81V242H80ZM146 244V243H145ZM154 244V243H153ZM72 245V244H71ZM79 245V244H78ZM114 245H116V244H114ZM134 245H135V243H134ZM133 244H132V246H134ZM147 245H149V244H147ZM152 245V244H151ZM221 245V246H222ZM243 245V244H242ZM68 246V245H67ZM137 246V245H136ZM250 246V245H249ZM251 246H252V242H251ZM253 246V247H254ZM56 247V246H55ZM62 247V246H61ZM197 247V246H196ZM69 249H70V247H68ZM76 248V247H75ZM228 248V247H227ZM72 249V248H71ZM134 249H135V247H134ZM244 249V248H243ZM259 249V250H258ZM49 250V249H48ZM52 250V249H51ZM50 250V251H51ZM133 250V249H132ZM193 250V249H192ZM192 250H190V251H192ZM226 250H228V249H226ZM234 250V249H233ZM245 250H247V249H245ZM244 250V251H245ZM45 251H47L46 249H45ZM56 251V250H55ZM179 251V250H178ZM190 251H188V250H184L183 252H182V254H179L177 257L179 258L178 259V262L177 263H173V264H185V261H187V257L188 256H186V255H188V252H190ZM215 251V250H214ZM217 252H220V249L218 250H216L215 251V258H216V255L218 254ZM231 252V251H230ZM256 253H254V254H256ZM264 253V252H263ZM42 254V253H41ZM53 254V253H52ZM154 254V253H153ZM168 254V253H167ZM177 254H178V252H177ZM195 254V253H194ZM197 254H195V256H197ZM213 254V255H214ZM233 254V253H232ZM156 255V254H155ZM227 255V254H226ZM233 255H235V254H233ZM253 255V254H252ZM136 256V255H135ZM219 256V255H218ZM228 256V255H227ZM257 256H259V255H257ZM59 257V256H58ZM137 258H139L138 256H136ZM141 257V256H140ZM159 257V256H158ZM166 257H170V255H166ZM176 257V256H175ZM176 257V258H177ZM198 257V256H197ZM209 257H210V255H209ZM124 258V257H123ZM136 258V259H137ZM145 258V257H144ZM214 258V257H213ZM212 258V259H213ZM231 258V257H230ZM5 259V258H4ZM135 258H134V256L132 257V255L131 254H129L127 257H125L124 259H123V264H130L132 261H134V260H136ZM148 259V258H147ZM166 259V258H165ZM198 259V260H197ZM217 259V258H216ZM227 259V258H226ZM64 260V259H63ZM169 260V259H168ZM195 260V259H194ZM208 260V259H207ZM228 260V259H227ZM59 261H60V259H59ZM167 261V260H166ZM199 261H200V264H201V260H200V258H196V261H195V263L194 264H199ZM226 261V260H225ZM242 261V260H241ZM245 261V260H244ZM188 262V261H187ZM239 262V261H238ZM255 262H258L257 260H256V258L255 257H251V258H249L248 260H246L245 262H243V264H254ZM163 263V262H162ZM162 263H160V264H162ZM241 263V262H240ZM4 264V263H3ZM103 264V263H102ZM134 264V263H133ZM186 264H188V263H186ZM191 264V263H190ZM222 264V263H221ZM228 264V263H227ZM235 264V263H234ZM238 264V263H237ZM257 264V263H256ZM259 264H261V262L259 261Z\"/></svg>",
    "mask_w": 264,
    "mask_h": 264
}]
</instances>
